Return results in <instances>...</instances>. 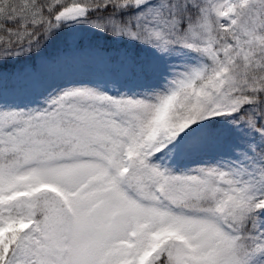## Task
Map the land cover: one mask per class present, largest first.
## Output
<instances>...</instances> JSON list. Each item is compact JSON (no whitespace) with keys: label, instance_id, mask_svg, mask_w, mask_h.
Masks as SVG:
<instances>
[{"label":"snow or ice","instance_id":"1","mask_svg":"<svg viewBox=\"0 0 264 264\" xmlns=\"http://www.w3.org/2000/svg\"><path fill=\"white\" fill-rule=\"evenodd\" d=\"M0 264H264V0H0Z\"/></svg>","mask_w":264,"mask_h":264},{"label":"rangeland","instance_id":"2","mask_svg":"<svg viewBox=\"0 0 264 264\" xmlns=\"http://www.w3.org/2000/svg\"><path fill=\"white\" fill-rule=\"evenodd\" d=\"M73 27L75 28V30H78L80 32H85L86 30L92 28L90 25H76ZM149 48H150V54L149 55H145L144 53L140 52L134 58L137 59L138 61H150V60L158 59L161 63H164V64H167L170 60V61H175L179 64L182 61L189 60L191 55H192L188 50H184V51L173 50V51H171V53H167V54L161 56L151 46H149ZM128 53L130 54L129 51H128ZM70 79L88 80L94 85L102 86L104 88V90L110 91L112 94H116L118 91H125V90L131 92V91H134L136 89V87H138L137 82L132 81V80L120 81V82H118L117 87H113L112 86V84H113L112 80H110L108 78L99 79V78H96L95 76L91 75L90 73H82V74H79L76 76H72V77H70ZM27 102H28L27 98H23L21 100V103H27ZM188 163L190 164L192 162H188Z\"/></svg>","mask_w":264,"mask_h":264},{"label":"trees","instance_id":"3","mask_svg":"<svg viewBox=\"0 0 264 264\" xmlns=\"http://www.w3.org/2000/svg\"><path fill=\"white\" fill-rule=\"evenodd\" d=\"M85 34L91 35V37L106 45V46H122V47H126L128 50H131V52L133 53V55H135L136 53L139 52H144L146 55L150 54V48L148 45H145L139 41H130L127 38H113L111 36V34H103L100 33L99 30H95L93 28H90L88 30H86L85 32H83Z\"/></svg>","mask_w":264,"mask_h":264}]
</instances>
